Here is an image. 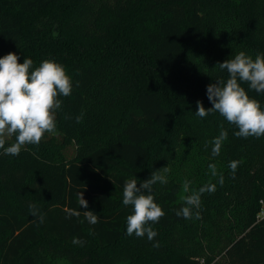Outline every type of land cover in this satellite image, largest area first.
<instances>
[{
  "label": "trees",
  "instance_id": "1",
  "mask_svg": "<svg viewBox=\"0 0 264 264\" xmlns=\"http://www.w3.org/2000/svg\"><path fill=\"white\" fill-rule=\"evenodd\" d=\"M240 51L264 54V0H0V58L55 60L73 82L54 133L18 156L0 149V264H264V136L237 138L218 112L195 115L197 101L212 107L207 86L228 78L217 63ZM241 86L264 110V93ZM221 125L228 139L213 157ZM157 170L168 180L152 187L165 212L157 236H127L124 181ZM185 179L216 184L200 219L176 215Z\"/></svg>",
  "mask_w": 264,
  "mask_h": 264
},
{
  "label": "clouds",
  "instance_id": "2",
  "mask_svg": "<svg viewBox=\"0 0 264 264\" xmlns=\"http://www.w3.org/2000/svg\"><path fill=\"white\" fill-rule=\"evenodd\" d=\"M18 61L19 57L14 52L0 58V149H3L4 154L13 156H18L25 145H39L45 133L55 132L56 112L62 106V100L58 97H68L73 90L72 79L66 73L64 65L55 60L45 59L38 67H33V60L30 58H24L23 63ZM215 67L221 71L226 70L228 78L207 86V97L212 107L205 108L201 101H197L195 115L203 119L210 113L218 112L229 124L238 128L234 133L237 138L264 136V110L260 102L250 98L241 86V83H247L250 90L264 93V54L258 53L253 59L251 55L240 51L234 58L218 62ZM83 115L82 111L75 117L77 123L82 122ZM12 136H15V142L5 147L6 138ZM227 139L228 132L221 125L219 135L210 142L213 157L220 155ZM241 162H229L233 178ZM208 167L211 176L218 177L222 186L224 176L218 173L216 164H209ZM169 170L167 166L162 169L165 173ZM157 182L168 183L167 177L160 170L152 172L150 178L139 183L137 179L124 181L122 203L132 208V213L126 218L127 236H147L150 242L157 236L151 224L158 223L165 216L151 194L152 187ZM191 183L187 179L183 183L184 192L191 194L183 197L185 206L177 210L176 215L184 219H200L201 195L215 192L216 184L207 183L194 190L190 188ZM77 200L80 208H88L83 191L77 193ZM30 213L38 218L39 223L44 222V215L35 206H30ZM79 215L80 212L76 210L68 212L69 218ZM83 215L92 225L99 222L94 211H83ZM73 243L83 246L84 241L74 237ZM153 247L158 248L159 242L154 243Z\"/></svg>",
  "mask_w": 264,
  "mask_h": 264
},
{
  "label": "rangeland",
  "instance_id": "3",
  "mask_svg": "<svg viewBox=\"0 0 264 264\" xmlns=\"http://www.w3.org/2000/svg\"><path fill=\"white\" fill-rule=\"evenodd\" d=\"M8 138V137H7Z\"/></svg>",
  "mask_w": 264,
  "mask_h": 264
}]
</instances>
